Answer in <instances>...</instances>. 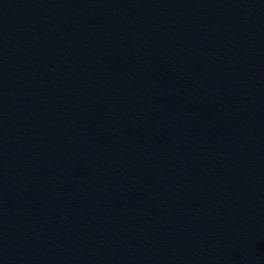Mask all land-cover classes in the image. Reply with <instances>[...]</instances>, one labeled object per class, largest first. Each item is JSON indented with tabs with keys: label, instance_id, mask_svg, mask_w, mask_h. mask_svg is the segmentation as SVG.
Returning a JSON list of instances; mask_svg holds the SVG:
<instances>
[{
	"label": "water",
	"instance_id": "1",
	"mask_svg": "<svg viewBox=\"0 0 264 264\" xmlns=\"http://www.w3.org/2000/svg\"><path fill=\"white\" fill-rule=\"evenodd\" d=\"M43 140L264 172V0H0V146Z\"/></svg>",
	"mask_w": 264,
	"mask_h": 264
}]
</instances>
